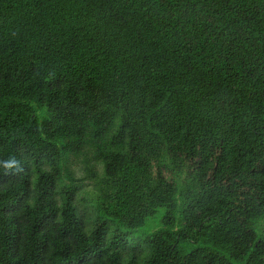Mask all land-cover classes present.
<instances>
[{
    "label": "trees",
    "instance_id": "1",
    "mask_svg": "<svg viewBox=\"0 0 264 264\" xmlns=\"http://www.w3.org/2000/svg\"><path fill=\"white\" fill-rule=\"evenodd\" d=\"M0 264H264V0H0Z\"/></svg>",
    "mask_w": 264,
    "mask_h": 264
},
{
    "label": "rangeland",
    "instance_id": "2",
    "mask_svg": "<svg viewBox=\"0 0 264 264\" xmlns=\"http://www.w3.org/2000/svg\"><path fill=\"white\" fill-rule=\"evenodd\" d=\"M162 213H163V210H159V212L157 213V215L155 216V220L154 221H158L161 219L162 217ZM151 223V224H150ZM150 224V228L149 230L150 231H153L155 229H157V225H156V222H152V220H149V223L147 226H145L144 228H141L139 229L137 232L134 233V236H138L139 234H142L144 232H147L148 231V226Z\"/></svg>",
    "mask_w": 264,
    "mask_h": 264
},
{
    "label": "clouds",
    "instance_id": "3",
    "mask_svg": "<svg viewBox=\"0 0 264 264\" xmlns=\"http://www.w3.org/2000/svg\"><path fill=\"white\" fill-rule=\"evenodd\" d=\"M14 162L13 161H9L8 163L5 164V167L8 168V167H12V164Z\"/></svg>",
    "mask_w": 264,
    "mask_h": 264
}]
</instances>
